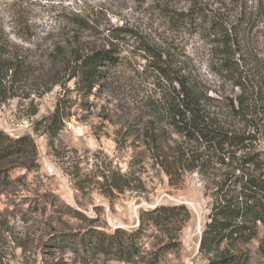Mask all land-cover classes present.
<instances>
[{"label":"rangeland","instance_id":"1","mask_svg":"<svg viewBox=\"0 0 264 264\" xmlns=\"http://www.w3.org/2000/svg\"><path fill=\"white\" fill-rule=\"evenodd\" d=\"M202 3L227 20L241 15L231 0ZM189 6L188 0H0L6 56L22 62L15 75L0 77V128L12 137L29 135L36 146L28 159L0 170V264H149L152 256L159 264H206L199 245L219 173L192 168L195 155L163 106L172 84L154 70L151 52H162L167 73L194 82L214 108L225 112L239 89L218 70L207 31L175 30L163 15L167 7ZM253 17L240 68L264 75V0ZM98 49L118 61L104 64L96 83L84 88L72 77L79 74L75 58ZM59 100L67 116L50 131ZM259 147L264 152V136ZM180 204L190 214L180 229L170 235L145 223L142 256L131 263L80 239L94 228L135 230L142 212ZM263 234L249 245V264H264Z\"/></svg>","mask_w":264,"mask_h":264},{"label":"trees","instance_id":"2","mask_svg":"<svg viewBox=\"0 0 264 264\" xmlns=\"http://www.w3.org/2000/svg\"><path fill=\"white\" fill-rule=\"evenodd\" d=\"M188 1L187 10L175 11L167 7L163 15L175 30L207 31V36L213 37L214 47L218 50L216 56L220 58L217 68L239 92L228 97L224 112L220 107L214 108L208 102L210 96L203 94L194 82L178 75L171 77L163 65L162 52H151L158 61L154 70L172 84L171 91L163 98V106L171 118L172 128L195 155L192 168L203 172L213 169L219 173L210 194L212 204L202 231L199 253L206 264H249V245L258 238L259 231L264 233V152L259 147L264 136V97H258L259 93L264 94V75L244 72L240 68L244 67L240 59L244 50L248 51L247 31L253 29V15L262 0H255L257 7L253 5L248 9L245 6L248 0H231L239 4V13L244 15V18L238 15L234 21L225 19L223 13L209 8L202 0ZM76 22L85 25L84 19ZM5 42V31L0 25L1 78L3 74L4 78L8 77L10 72L11 77L15 75L22 63L18 56H6ZM117 61L108 49L79 54L75 58L79 74L72 77L78 75L80 84L91 88L102 74L101 67ZM66 116L59 100L48 124L50 131ZM35 151V143L29 135L12 137L0 128V170L9 163L28 159ZM189 215L183 204L158 205L141 213L140 224L135 230L116 228L112 233H106L94 228L83 233L80 239L90 243L99 253L131 263L142 256L145 223L173 235V229L179 230L181 222ZM259 251L264 255V234ZM159 262L157 256H152L149 264Z\"/></svg>","mask_w":264,"mask_h":264}]
</instances>
